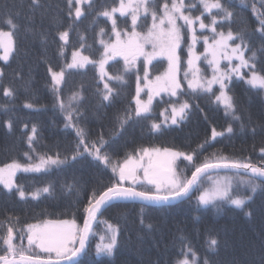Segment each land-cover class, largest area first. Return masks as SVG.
Listing matches in <instances>:
<instances>
[{
    "label": "trees",
    "instance_id": "16d2710c",
    "mask_svg": "<svg viewBox=\"0 0 264 264\" xmlns=\"http://www.w3.org/2000/svg\"><path fill=\"white\" fill-rule=\"evenodd\" d=\"M118 2L92 0L90 6L87 2L76 5L73 0L74 6L69 15L67 0H39L38 7L32 5V0H0V29L9 30L4 23L8 17L18 25L13 36L15 51L8 62L0 60V71L3 72V76H0V167L14 161L24 166L40 164L41 158L56 159L57 156L65 161L59 165L49 163L40 172L17 171L14 183L25 192V199L19 197L15 188L12 193H8L0 185V223L7 225L11 217L10 223L18 229L28 224L43 226L47 221L74 220L81 227L85 217L83 209L92 192L111 186L118 176L113 174L110 167L106 168L86 153L83 157L72 159L79 140L77 128L84 129L89 144L103 137L107 143L102 151L107 150L113 162L122 163L127 154L144 147L193 154L195 164L227 158L228 161L251 162L254 166L264 167V159L261 158L264 155L261 153L264 148V91L250 88L244 80L233 76L226 89L233 97L235 114L239 119H234L231 113L226 115L223 106L215 103L210 93L199 92L183 95L181 99L187 100L191 106L186 119L177 125L165 126L162 123L164 120L159 121V105L155 101L159 99L152 103V109L156 108L157 112H152L150 119H138L134 114V97L137 94L135 76L141 73L145 64L143 56L132 62L130 58L131 68L127 72L124 70L123 57L108 61L105 65L108 76H123L124 79L109 80L108 76L101 79L98 62L103 45L100 41H115V35L108 18L97 16L103 17L97 24H93L92 20L95 14L118 6ZM154 2L162 14L164 0ZM193 3L195 7H187ZM220 3L233 16L223 19L225 13L213 9L217 18L214 27L225 35L232 31L234 35L242 36L247 49L244 51L245 59L255 52V70L264 74V39L257 31L259 17L264 14V0H243V3L241 0H220ZM185 4V14L195 17L204 13L201 19L206 25L212 26L211 15L204 12L200 0H185ZM77 6L82 11L78 19L75 15ZM115 18L118 30H130L129 17H120L116 13ZM125 20L126 24L123 23ZM141 20L143 16L138 20L137 31L147 33L148 24L152 22L151 16H148L146 23H141ZM198 25L199 21L194 27L197 29ZM101 28L105 30L103 35ZM205 29L211 31V27ZM64 31L69 33L67 44L59 38ZM182 32L185 33L184 40L189 41L187 30L182 29ZM204 32L196 30L199 41L195 51L203 49L201 34ZM228 43L233 46L239 44L240 40ZM245 44L241 45L242 49ZM184 49L186 47L181 44L178 53H184ZM75 50H80L97 63L68 68L71 53ZM3 54V49H0V55ZM158 59L164 65V59ZM155 60L147 64L151 73L155 72L151 70L153 63L157 62ZM238 63L239 60L232 64ZM49 67L56 72L64 71V80L58 86V91H53ZM241 73L248 74V69H241ZM105 83L113 89L107 101L103 99ZM216 86H213L214 92H218ZM5 88L10 89L13 95L5 96ZM185 92L192 93V90L186 89ZM74 95L75 100L72 99ZM160 97L161 100L165 99L164 96ZM26 104L31 107H25ZM69 113L75 127H66ZM129 113L132 118L122 125ZM153 121L162 124L160 131L152 130ZM229 126L233 129L231 133L227 132ZM33 127L36 133L32 148H29L28 137L33 135ZM213 129L223 135L213 139ZM177 164L180 172L187 177L195 170L193 164L183 158ZM246 180L248 176L237 172H216L204 176L197 183L198 190L171 206L116 202L114 206L103 210L96 219L82 264H101V261L103 264H176L177 260L183 259L180 253L185 245L191 246L200 264L206 257L214 264H231L233 260L256 261L259 264L261 246L264 244V191L258 190L253 201L244 209L223 201L217 202L218 207H204L198 205L197 200L201 192L229 183L232 189L236 190L239 186L243 191L245 186L242 181ZM256 182L259 183L258 180ZM124 186H130L129 182H124ZM45 187L49 188L48 193L42 191ZM149 187L147 184L136 185L137 190L141 191H146L145 188L149 190ZM38 190V197L33 199L32 194ZM248 211L252 212L251 219L246 215ZM149 224L151 229L147 227ZM109 225L118 228L120 233L115 255L111 258L96 257L95 248L100 237L111 234ZM5 232L6 227H0V236ZM210 237L222 242L226 239L228 244L225 247L222 243L218 254L212 253L208 250ZM23 244L27 246L26 239ZM184 250L187 251V248ZM42 253L39 249L32 251L34 256L46 257ZM0 254H3L2 250Z\"/></svg>",
    "mask_w": 264,
    "mask_h": 264
},
{
    "label": "snow or ice",
    "instance_id": "6c2138e0",
    "mask_svg": "<svg viewBox=\"0 0 264 264\" xmlns=\"http://www.w3.org/2000/svg\"><path fill=\"white\" fill-rule=\"evenodd\" d=\"M84 2L92 6V0H75L76 5ZM241 2L243 3V0ZM67 3L69 6V15H71V10L74 6L73 0H67ZM200 4L204 12L211 15L212 26L206 25L201 19L204 13L195 17L191 14H185V0H170V2L169 0H164L162 14L157 9L154 0L153 2H150V0H119L118 6H113L110 10L105 9L99 13V15L111 20L112 32L115 35V41H100L103 45L101 59L98 62L101 79L108 76V73L105 71V65L108 61L115 60L117 57H123L125 61V72L130 71L131 68L129 63L130 56L133 61L137 57L143 56L146 65L150 64L157 56H164L168 61V68L165 74L162 77L157 76L155 81L151 82V85L148 84V73L145 67V86L149 88L147 100H143L140 97L142 89L139 87V76H137L138 86L134 114L138 119H150L153 110L152 103L154 95H159L161 92L167 93L170 98H176L174 101L171 99L168 101L171 112L168 113V109H165L161 113L164 117L162 123L167 126V122L170 120L172 125H177L186 119L191 106L187 100L182 101L180 97L186 94L190 95L191 93L185 92L178 78L182 63H186L187 65V68L184 70V80L187 81L188 89H191L192 93L196 94H199V92L210 93L215 98V102L223 106L225 114L228 115L231 113L234 119H239L240 117L235 114L233 97L226 91L229 88V83L233 76L244 80L252 89L264 91V74L255 70L256 66L254 61L256 59V53L253 52L251 57L245 59L244 51L247 49L244 38L239 35H234L232 31H229L227 35L223 32L217 33L214 27L217 24V18L216 14L212 12L213 9L224 12L223 19L226 20L230 19L233 13L226 9L220 3V0H200ZM32 5L38 7L39 0H32ZM195 6L193 3L187 7L192 8ZM116 13H119L120 17L130 18V30L123 32L118 30L117 19L115 18ZM75 15L77 19L82 15L81 8L78 6L75 7ZM149 15L152 20L151 28L148 29L147 33L137 31L138 20L143 16L141 23H146ZM259 20L260 26L257 31L260 32L261 38L264 39V14L259 17ZM178 21H183L184 23L179 24ZM197 21H199V28L201 30L206 27H211L213 33L211 44H209V37L202 33L205 48L201 54H197L195 51V46L199 41V37L196 35V28L194 27ZM4 23L8 25L9 30L5 31L0 29V49L4 51V54L0 55V60L8 62L9 57L15 51L13 36L18 25L14 23L11 17L6 18ZM123 23L126 24L127 20L123 21ZM182 29H186L187 32L191 33V44L188 45V58L186 62L181 60V55L178 53V49H180L185 35ZM100 32L103 35L105 30L101 28ZM68 35V31H64L60 33L59 38L67 44ZM237 39L240 40L239 44L235 46L229 45V41ZM242 44H245L244 49L241 48ZM147 45H151V51L146 50ZM230 47L231 51L229 52ZM62 54L63 49H61ZM201 56H203L204 61L212 68L211 79H204L201 75V68L198 64ZM221 59L228 61V65H225L223 69L220 67ZM233 59L239 60V63L233 65ZM89 63L97 62L91 60L89 56H82L79 52H73L72 63L68 64L67 67H84L85 64ZM243 68L248 69V74L241 73V69ZM48 70L52 77L53 91H58V86L64 80V71L62 69L56 72L51 67ZM0 76H3L2 71H0ZM190 76L191 78H189ZM108 79L123 80L124 78L123 76H108ZM215 84L219 85L218 95L213 91V85ZM104 88L106 91L103 94V99L107 101L110 99L113 89L107 83L104 84ZM3 94L5 96L13 95L12 91L7 88L3 90ZM72 99L75 100L76 96L74 95ZM25 107H31V105L26 104ZM63 107L64 105L61 103V108L63 109ZM66 118L69 120V124H66V127H75L71 123V113ZM131 118L130 113L126 114V119L122 121V125L127 123V120ZM161 126V123L155 121L151 124L152 130L157 132L161 130ZM8 127L11 130L10 122ZM232 131V127L229 126L227 132L231 133ZM35 133L36 128L33 127V135L28 137L29 148H32ZM253 133H255V129H253ZM76 134L79 140L72 159L76 160L77 157H83L86 153L106 168L110 167L113 174L118 176V180L111 186L92 192L87 206L83 209L85 213L83 228H79L74 220L71 222L67 220L47 221L43 226L28 224L18 229L14 228L10 223L11 217H9L7 225L0 223V227H6L5 234L0 236V246H2L0 250L3 252V254H0V264H61L62 261L67 262V264H82V258L87 255L89 233L91 231L90 219L95 220L98 213H102V210L114 206L118 200L140 199L149 201L154 205L164 206L169 204L171 200L188 197L191 192L198 190V177L207 169L225 168L235 169L238 172L243 169V175L248 176V180L242 181L245 186L243 191L239 189V186L236 190L232 189L229 183L227 186H217L210 191L201 192L197 197L198 205L200 206L207 207L211 205L218 207L217 202L223 201L235 208L244 209L253 201L258 190L264 191V167L254 166L251 162L228 161L227 158H223L216 162L205 161L202 164H195L193 163V154L170 152L168 149H165L163 158H160L159 149L144 147L134 149L132 153L127 154L122 163L118 161L113 162L112 156L107 150L102 151L107 143L103 137L89 144L84 129L77 128ZM222 135L223 133H218L213 129V139ZM200 147L203 148V145ZM261 153L264 154V148L261 149ZM154 154L157 157L156 159L153 158ZM181 157L193 164L195 168L191 174V178L183 176L179 170L177 161ZM261 158L264 159V155ZM64 162L59 156L56 159L48 157L47 160L41 158L40 164L29 166H23L14 161L6 164L4 167H0V184L3 185V188L8 193H12L15 188L19 197L25 199V192L18 188L13 181V177L17 171L40 172L49 163L59 165ZM257 180L259 183L256 182ZM125 181L129 182L130 186H124ZM138 184L151 185L155 189V193L150 194L147 191L137 190L136 185ZM39 191L32 194L33 199L38 197ZM42 191L48 193L49 188L45 187ZM246 215L251 219L252 212L248 211ZM18 222L19 219L17 218ZM140 222L141 224L144 223L143 218H141ZM147 227L151 229L152 226L149 224ZM108 229L111 234L106 233L105 236H101L100 242L96 244V257L111 258L115 255L118 247L119 229H114L111 225L108 226ZM25 239L27 241L26 247L23 244ZM181 239L183 240V237ZM16 241H19V243H16ZM222 243L226 247L228 241L225 239L222 242L216 237H210L208 250L218 254ZM184 248H187V251ZM184 248L181 249L180 253L183 259L177 260L176 264H200L199 258L191 246L185 245ZM34 249H39L40 252L49 254L47 260H42L39 256L32 255ZM52 254H54V258ZM189 255H191V260H189ZM101 264H103L102 261ZM203 264H214V262L206 257L203 260ZM231 264H256V261L239 262L233 260ZM259 264H264V244L261 246Z\"/></svg>",
    "mask_w": 264,
    "mask_h": 264
},
{
    "label": "rangeland",
    "instance_id": "374dc122",
    "mask_svg": "<svg viewBox=\"0 0 264 264\" xmlns=\"http://www.w3.org/2000/svg\"><path fill=\"white\" fill-rule=\"evenodd\" d=\"M148 25H149V28H151L152 22H151V24H148ZM200 30H201V29H200ZM202 31H205V32L203 33V35H207V36L209 37V35L212 34L211 36H213L212 31H210L209 29H203ZM217 33H218V32H217ZM203 35L201 34V36H203ZM186 36H189V41H188V40H184V41L181 42V44L183 45V47L185 46L186 49L188 50V45L191 44V33L187 32V35H186ZM211 38H212V37H209V44L212 43V39H211ZM217 38H219V37H217ZM229 45H232V43H229ZM235 45H236V44H233V46H235ZM202 46H203V49H202V48H199L198 50H196V53H197V54H201V53L204 52V48H205L204 43H203ZM146 50H147V51H151V50H152L151 45H147ZM230 51H231V47L229 48V52H230ZM74 52H79V51H74ZM72 53H73V52H72ZM79 53H81V52H79ZM180 53H182V52H180ZM185 54H186V53H185ZM158 58H160V59H164V65H161V62H160V61H157V60H159ZM187 58H188V55H185V56H184V59H183V62H186ZM154 59H156L155 61H157V62H156V63H153V69H151V70H154V71H155L153 75H150V74H149V68H147L148 66L145 65V64L142 66V71H141V73H139V74L137 75V76H139V81L141 82L140 85H139V87L142 89V91L140 92V97H141V99H143V100H147V93H148V91H149V88L145 86V84H146V81H145V67H146V70H147V73H148L147 81H148V84H149V85H151V82L155 81V79H156L157 76H161V77H162V76L165 74V72L167 71V68H168V61H167L166 57H164V56H157V57L154 58ZM154 59H153V60H154ZM234 61H237V60H236V59H233L232 63H233ZM198 64H199V67L201 68V75H202V77H203L204 79H211V77H212V68L207 64V62L204 61L203 56H201V60L198 62ZM225 65H228V61L225 60V59H221V60H220V67L223 69V68L225 67ZM186 68H187L186 63H182V65H181V70H180V73H179L178 78H179V80L181 81L182 86H186V87H187V81L184 80V70H185ZM206 72H208V73H206ZM151 74H152V73H151ZM189 78H191V76H190ZM136 79H137V78H136ZM137 82H138V80L136 81V83H137ZM215 85H217L216 87L218 88V92L215 91L216 94L218 95V94H219V85H218V84H215ZM213 86H214V85H213ZM136 88H137V87H136ZM187 88H188V87H187ZM136 91H137V90H136ZM160 94H162L165 98H166V97H169V95H168L167 93H163V92H161ZM160 94H159V95H160ZM191 94H196V93H191ZM156 97L161 98V97L158 96V95H154L153 100H154ZM134 98H136V97H134ZM170 99L173 100V101L176 100L175 97H171ZM180 99H182V97H180ZM156 101H157V100H156ZM168 101H169V100L164 99V100L162 101V104H159V103H158V105H159V111H158V114L160 115V117H159L160 120H164V117L161 115L160 111H164L165 109H168V113L171 112V108H170V106H169ZM154 103H155V102H154ZM135 108H136V105H135ZM152 112H157V109H156V108L153 109ZM152 112H151V114H152ZM159 118H158V119H159ZM167 125H172L170 120L167 122ZM153 149H157V148H153ZM159 151H160V158H163V155H164V149H159ZM170 152H171V151H170ZM153 158H154V159L157 158V157L155 156V154H154ZM181 158H183V157H181ZM146 161H147V158H146ZM9 163H12V162H9ZM9 163H6V164H9ZM18 163H19V162H18ZM6 164H5V165H6ZM20 164H21V163H20ZM5 165H2L1 167H4ZM21 165H22V164H21ZM23 166H24V165H23ZM181 174H182L183 176H185L182 172H181ZM141 175H142V173H141ZM13 181H14V177H13ZM125 182H127V181H125ZM0 185H2V184H0ZM2 186H3V185H2ZM149 188H150L149 190H147L146 188H145L144 190H146L147 192H152V194H154V193H155V189H154L151 185H150ZM150 194H151V193H150ZM68 221L71 222L72 220H68ZM75 223H76V222H75ZM76 225H77L79 228H82L83 223H82L81 227H80L77 223H76ZM91 229H92V228H91ZM42 255L46 256V257H44V258H48V255H49V254H47V253H42ZM52 255H53V258H54V254H52Z\"/></svg>",
    "mask_w": 264,
    "mask_h": 264
},
{
    "label": "water",
    "instance_id": "95a60500",
    "mask_svg": "<svg viewBox=\"0 0 264 264\" xmlns=\"http://www.w3.org/2000/svg\"><path fill=\"white\" fill-rule=\"evenodd\" d=\"M230 171H232V172H238V171L235 170V169H225V168H213V169H207V170H205L203 173H201V174L199 175L198 180H197V183L199 182V180H200L203 176H205V175H207V174L214 173V172H230ZM238 173H242V174H243V173H244V170L241 169V170H239ZM190 178H191V176H190ZM193 193H194V191L191 192V193L189 194L188 197H190ZM188 197L177 198V199L171 200L169 204L164 205V206H171V205H174V204H176V203H178V202H180V201H182V200H184V199H187ZM121 201H125V202H127V203H139V204H143V205H147V206H158V205H154V204H152V203L149 202V201H144V200H140V199L118 200V201H116V202H121ZM102 211H103V210H102ZM100 214H101V213H98V214H97L96 219L99 217ZM96 219H95V220H91V219L89 220V224H90L91 228H92L93 224L95 223ZM83 226H84V222H83L82 228H83ZM90 232H91V231H90ZM89 237H90V233H89ZM88 243H89V240H88ZM41 259H42V260H47V258H41ZM61 264H67V262L62 261Z\"/></svg>",
    "mask_w": 264,
    "mask_h": 264
}]
</instances>
